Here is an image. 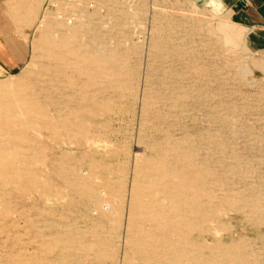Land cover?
Here are the masks:
<instances>
[{
    "label": "rangeland",
    "instance_id": "obj_1",
    "mask_svg": "<svg viewBox=\"0 0 264 264\" xmlns=\"http://www.w3.org/2000/svg\"><path fill=\"white\" fill-rule=\"evenodd\" d=\"M30 45L0 67L34 118L0 105V264H264V25L217 0H50Z\"/></svg>",
    "mask_w": 264,
    "mask_h": 264
},
{
    "label": "crops",
    "instance_id": "obj_2",
    "mask_svg": "<svg viewBox=\"0 0 264 264\" xmlns=\"http://www.w3.org/2000/svg\"><path fill=\"white\" fill-rule=\"evenodd\" d=\"M245 23L264 25V0H217ZM0 0V67L4 71L23 65L30 54V40L48 0ZM40 16V17H39ZM39 17V18H38Z\"/></svg>",
    "mask_w": 264,
    "mask_h": 264
},
{
    "label": "bare ground",
    "instance_id": "obj_3",
    "mask_svg": "<svg viewBox=\"0 0 264 264\" xmlns=\"http://www.w3.org/2000/svg\"><path fill=\"white\" fill-rule=\"evenodd\" d=\"M59 15V14H58ZM63 15V14H62ZM90 31V30H89ZM60 37V36H59ZM62 37H63V34H62ZM61 37V38H62ZM98 37V36H97ZM102 37V36H101ZM60 38V39H61ZM74 38V37H73ZM61 41H62V39H61ZM85 43V42H84ZM56 45V46H55ZM68 45V44H67ZM94 45H96V44H94ZM54 46L56 47V49H53V50H51V52H52V54L54 55V56H56V57H61L62 58V53H61V51L62 50H64V48H65V46H66V43H64V42H56V44H54ZM92 46V45H91ZM101 47V46H100ZM68 48V47H67ZM59 50H61V51H59ZM101 50V49H100ZM98 52H99V49H98ZM97 52V53H98ZM103 54V53H102ZM82 55V54H81ZM75 56V55H74ZM74 56H73V58L70 56V55H66V57H64L66 60H69V61H71L72 63H74V64H78L79 66H80V68H82V69H88L89 68V65H84L81 61L80 62H78V61H76V59L74 58ZM76 57V56H75ZM101 57H103V56H101ZM99 58H97L96 60H97V62H101L100 60H98ZM102 60V59H101ZM107 62V61H106ZM102 63V62H101ZM108 63V62H107ZM53 65V64H52ZM48 66V65H47ZM50 66V65H49ZM103 66V65H102ZM56 67V66H55ZM54 67V68H55ZM99 69V68H98ZM106 70V69H105ZM104 70V71H105ZM111 70V69H110ZM53 71V70H52ZM56 72V71H55ZM46 75V74H45ZM33 78V77H32ZM44 78H45V76H44ZM44 80V79H43ZM48 80V79H47ZM50 80V79H49ZM51 81H52V79H51ZM19 83H20V81H18ZM45 82V81H44ZM48 83V82H47ZM67 84V83H66ZM11 86H13L12 84L10 85L9 83H1L0 84V88L3 90V91H5L4 92V94H8V87H11ZM18 86H19V84H18ZM17 87V86H16ZM12 88V87H11ZM10 88V89H11ZM19 88V87H18ZM20 88H22V87H20ZM13 89V88H12ZM11 89V90H12ZM15 89V88H14ZM17 91V90H16ZM14 92V91H13ZM31 93V92H30ZM47 93V92H46ZM18 94H19V91H18ZM49 94V93H48ZM72 94V93H71ZM9 95H10V93H9ZM16 95V94H15ZM15 95H12V98H10L8 101H6V104H4V102H3V97L1 98V96H0V105L2 104H4L5 106H3V109L4 110H1V111H4V115H5V117L7 116V117H11L12 119H14V118H17V119H19L18 121H16V123H18V124H22V125H32V123H33V120H34V118H33V120H31V119H29V118H26V117H24V115L26 114H22V112H21V107H19L20 105V100L21 99H18ZM46 97V96H45ZM101 97V96H100ZM8 98V97H7ZM35 98H36V96H35ZM56 99V98H55ZM20 101V102H19ZM25 101V100H24ZM40 101V100H39ZM27 103V102H26ZM47 104V103H46ZM48 105H50V104H48ZM47 105V106H48ZM52 105V104H51ZM61 105H62V103H61ZM100 105V104H99ZM44 106V105H43ZM88 108V107H87ZM56 109V108H55ZM61 110V109H60ZM55 111V110H54ZM65 111V110H64ZM68 111V110H67ZM66 111V112H67ZM61 112H63V111H61ZM68 113V112H67ZM28 114V113H27ZM21 115H23V118L21 117ZM33 115V114H32ZM39 116V115H38ZM28 117H30V116H28ZM40 117H41V115H40ZM17 119H15V120H17ZM86 119V118H85ZM1 121V120H0ZM38 122V121H37ZM91 122V121H90ZM5 123V122H4ZM39 123V122H38ZM49 123V122H48ZM80 123H81V121H80ZM92 123V122H91ZM95 123V122H94ZM36 124V123H35ZM30 125V126H31ZM45 125V124H44ZM43 125V126H44ZM51 126H52V123L50 124ZM49 125V126H50ZM34 126V125H33ZM1 127H3V126H1ZM54 127V126H53ZM26 128H28L29 129V127H26ZM55 128V127H54ZM60 128V127H59ZM88 128V127H87ZM4 129V128H3ZM46 129V128H45ZM44 129V130H45ZM78 129V128H77ZM58 130V129H57ZM61 130V129H60ZM1 131V130H0ZM47 131V130H46ZM4 132V131H3ZM62 132V131H61ZM6 133V132H5ZM15 134V133H14ZM63 134V133H62ZM8 135V134H7ZM84 135H86V134H84ZM14 137V136H13ZM87 137V136H86ZM6 138H7V136H6ZM6 138H4V139H6ZM3 139V138H2ZM51 140V139H50ZM87 140V139H86ZM3 142H4V140H3ZM3 142H1L0 141V160L1 161H3V162H6L8 159H12L13 157H15V156H17V154H13L12 152H11V147H9V145L8 144H5V143H3ZM11 143V142H10ZM13 144V143H12ZM19 146V145H18ZM22 146H20V148H21ZM19 149V148H18ZM35 151V150H34ZM14 152V151H13ZM17 151H15V153H16ZM35 155V154H34ZM56 158V157H55ZM9 161V160H8ZM7 161V162H8ZM56 164V163H55ZM151 177V176H150ZM41 178V177H40ZM157 178V177H156ZM153 179H154V176H153ZM158 179V178H157ZM43 180V179H42ZM139 180V179H138ZM144 181V180H143ZM147 181V180H146ZM155 181V180H154ZM156 181H158V180H156ZM160 181V180H159ZM172 182V181H171ZM68 183V182H67ZM28 185V184H27ZM145 185H146V183H145ZM149 185V184H148ZM167 185H169V184H167ZM109 186V185H108ZM139 186V185H138ZM171 185H169V187H170ZM172 186H173V184H172ZM171 186V187H172ZM90 187H91V185H90ZM146 187V186H145ZM138 188V187H137ZM150 188V187H149ZM188 188V187H187ZM136 189V188H135ZM146 189V188H145ZM137 190V189H136ZM144 190V189H143ZM157 190V189H156ZM173 190H175V189H173ZM182 190V189H181ZM40 191V190H39ZM138 191V190H137ZM147 191H148V189H147ZM48 192H50V191H48ZM93 191H91L90 193L91 194H93L92 193ZM175 192H177V191H175ZM74 193V192H73ZM95 193H96V191H95ZM130 193V192H129ZM158 193V192H157ZM171 193V192H170ZM100 194V193H99ZM152 194V193H151ZM156 195V194H155ZM171 195H173V194H171ZM175 195V194H174ZM184 195V194H183ZM103 196V195H102ZM105 196V195H104ZM182 196V195H181ZM88 197V196H87ZM138 197V196H137ZM165 197V196H164ZM170 197V196H169ZM147 198H150V197H147ZM153 198V197H152ZM166 198V197H165ZM146 198H144V200H145ZM157 199V198H156ZM159 199V198H158ZM157 199V200H158ZM161 199H164V198H162L161 197ZM192 199V198H191ZM173 200V199H172ZM171 200V201H172ZM184 200V199H183ZM145 201H147V200H145ZM150 201V200H149ZM173 201H175V200H173ZM189 201V200H188ZM160 202V201H159ZM164 202V201H163ZM168 202V201H167ZM177 202H180V201H178V199H177ZM161 203V202H160ZM157 204V203H156ZM169 204V203H168ZM188 204H190V203H188ZM167 205V204H166ZM191 205V204H190ZM161 206V205H160ZM164 206V205H163ZM187 206V205H186ZM95 207V206H94ZM153 207V206H152ZM191 207H192V205H191ZM161 208H162V206H161ZM166 208H168V207H166ZM163 209V208H162ZM170 210V209H169ZM155 211V210H154ZM164 211V210H163ZM188 211V210H187ZM196 211V210H195ZM143 212V211H142ZM164 213V212H163ZM243 213V212H242ZM150 214V213H149ZM245 214V213H244ZM153 215V214H152ZM170 217H172V216H170ZM164 218V217H163ZM142 218H140V220H141ZM152 219V218H151ZM159 220V219H158ZM144 221V220H143ZM157 221V220H156ZM142 222V221H141ZM163 222V221H162ZM141 224V223H140ZM168 224H170V223H168ZM173 225V224H172ZM175 226V225H174ZM156 227V226H155ZM162 227V226H161ZM168 227V226H167ZM166 227V228H167ZM176 228V227H175ZM156 229V228H155ZM178 230V229H177ZM172 234H173V232H172ZM143 237V236H142ZM159 237V236H158ZM137 238V237H136ZM139 238V237H138ZM154 238H155V236H154ZM156 238H157V236H156ZM158 239V238H157ZM138 241V240H137ZM146 241V240H145ZM141 242V241H140ZM140 242H138V243H140ZM146 242H148V241H146ZM158 243H160V242H158ZM108 245H109V243H107ZM159 246V245H158ZM77 247V246H76ZM103 246H101L100 248V250H99V255L100 256H103L104 254H105V251L106 250H104V248H102ZM109 247V246H108ZM233 250V249H232ZM184 251V250H183ZM189 251V250H188ZM156 252V251H155ZM154 254V253H153ZM166 254V253H165ZM193 255V254H192ZM153 256V255H152ZM169 256V255H168ZM207 257V256H206ZM236 257V256H235ZM202 258V257H201ZM205 258V257H204ZM203 258V259H204ZM154 259V258H153ZM161 259V258H160ZM210 259H212V258H210ZM188 260V259H187ZM148 261V260H147ZM194 261V260H193ZM154 262H155V260H154ZM195 262V261H194ZM214 262H216V261H214ZM224 262V261H223ZM222 262V263H223ZM205 263V262H204ZM211 263V262H210ZM209 263V264H210ZM226 263V262H225ZM218 264V263H217Z\"/></svg>",
    "mask_w": 264,
    "mask_h": 264
},
{
    "label": "built area",
    "instance_id": "obj_4",
    "mask_svg": "<svg viewBox=\"0 0 264 264\" xmlns=\"http://www.w3.org/2000/svg\"><path fill=\"white\" fill-rule=\"evenodd\" d=\"M49 2H50V0H48V2H47V5H46V8L45 9H47V7L49 6ZM54 7V6H53Z\"/></svg>",
    "mask_w": 264,
    "mask_h": 264
}]
</instances>
